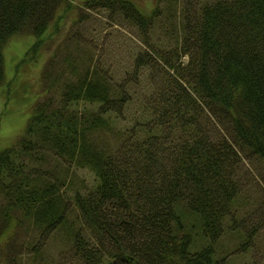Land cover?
Here are the masks:
<instances>
[{"label": "trees", "instance_id": "trees-1", "mask_svg": "<svg viewBox=\"0 0 264 264\" xmlns=\"http://www.w3.org/2000/svg\"><path fill=\"white\" fill-rule=\"evenodd\" d=\"M63 2L0 0V84L9 37L34 36L29 52L35 54L38 37ZM86 3L120 8L142 29V51L134 70L121 79L107 67L87 65L65 84L59 100L36 101L17 143L0 151V192L8 201L0 212L2 231L14 229L0 261L40 259L44 240L57 235L73 202L81 229L67 234L72 264H226L228 257L215 258L214 246L225 228L240 236L236 252L253 248L264 217L257 221L258 207L250 200V213L237 216L244 204L234 201L241 191L235 176L236 164L249 160L242 153L264 162V0L205 3L182 27L173 63L152 40L156 11L144 14L127 0ZM155 62L165 68L167 81L157 74ZM53 65L49 59L45 81ZM143 68L148 73L141 85ZM54 82L42 91L49 93ZM134 84L144 87L149 101L142 108L145 120L120 127L114 147H101L95 139L112 131L115 118L124 115ZM163 147L172 148L170 165L157 167ZM46 154L65 165L64 173L87 169L93 182L69 196L61 189L71 186L67 176L26 171L24 158L42 160ZM17 207L33 226L16 247V228L23 221L10 211ZM30 231L38 234L31 237Z\"/></svg>", "mask_w": 264, "mask_h": 264}, {"label": "rangeland", "instance_id": "rangeland-1", "mask_svg": "<svg viewBox=\"0 0 264 264\" xmlns=\"http://www.w3.org/2000/svg\"><path fill=\"white\" fill-rule=\"evenodd\" d=\"M87 0H64L63 5L57 11L54 19L49 23L46 30L38 37L35 54L30 53V49L36 43V38L30 34L17 33L9 37L5 43L2 55L4 61V79L0 84V151L7 147L14 146L20 138L31 106L38 100L46 97H53L59 100L60 93L69 81H74L84 71L87 65L94 67L95 63L104 69L109 68L116 79H121V75L134 70L133 62L142 51V41L144 37L142 29L133 25L124 18L120 8L100 7L98 5H87ZM133 2L137 9L144 14H150L153 10L158 17L152 23L151 36L160 51L165 52L164 57L169 56L173 63L176 61L172 50L181 44L179 36L183 33V26L186 21H194L197 12L201 10L205 3L212 0H127ZM120 10V11H119ZM186 17V18H185ZM32 56L34 58L32 59ZM187 56V55H186ZM182 61H186L187 57ZM51 59L54 63L52 69H48L50 78L46 81L43 71L46 69L47 61ZM143 76L139 79L141 85L143 77L148 73V69L143 68ZM154 69L159 76H164V67L156 64ZM46 74V73H45ZM111 74V75H112ZM55 79L49 93L42 91L51 79ZM141 85L134 84L128 89L132 95V101L128 108L124 110V115L116 117L115 125L104 134H100V139L96 141L101 147H114L115 133L120 131V127H128L133 122H143L142 108L146 101ZM141 113V115H140ZM216 124V123H215ZM122 130V129H121ZM121 133V132H120ZM120 133H118L120 135ZM159 151V150H158ZM158 153V152H157ZM172 148L163 147L161 162L156 161L157 167L169 166V156ZM249 160L240 157L235 180L241 187L235 203L244 204V210L238 209L237 216H246L250 213L254 202L257 208V221L261 215L264 217V162L257 157L245 154ZM157 155V154H156ZM26 171L39 174L51 171L55 176H67L71 181V186H62L65 194L72 195L76 190L81 191L84 186H90L94 176L87 169L75 167L71 172L64 173V164L57 163L47 154L42 160L36 157L24 158ZM162 163V164H161ZM47 181V180H45ZM44 181V182H45ZM43 182V183H44ZM250 200V202H249ZM263 200V201H262ZM6 199L0 192V212L5 208ZM263 203V204H262ZM254 208V207H253ZM20 208L10 211L11 216L21 219L23 225L16 228L18 237L13 242L15 246L22 245L27 240L24 231L31 229L30 218L22 217ZM15 211V213H14ZM20 213V214H19ZM16 215V216H15ZM2 214L0 213V258H3V246L12 234V227L7 229L8 234L2 231ZM262 219V218H261ZM81 223L79 221V210L73 202L71 208L64 213V225L57 228V235L47 237L44 240L43 253L40 259L35 260L32 256L19 258L20 264H72L70 257H67V250L71 249L72 243L68 238V233L79 231ZM263 231V232H262ZM259 239L253 248H249L243 253L236 252L241 240L232 230L225 228L221 236L216 241L215 258L225 257L226 264H264V229L261 230ZM25 233V232H24ZM31 237L38 233L29 232ZM34 238H30L29 245ZM0 264L4 262L0 261ZM74 264H78L74 261Z\"/></svg>", "mask_w": 264, "mask_h": 264}]
</instances>
